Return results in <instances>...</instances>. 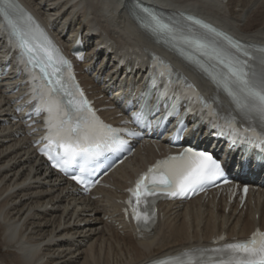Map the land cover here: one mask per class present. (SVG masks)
Segmentation results:
<instances>
[{
  "label": "bare ground",
  "instance_id": "6f19581e",
  "mask_svg": "<svg viewBox=\"0 0 264 264\" xmlns=\"http://www.w3.org/2000/svg\"><path fill=\"white\" fill-rule=\"evenodd\" d=\"M22 1L52 27L54 37L67 50L81 33L88 59L77 69L98 106L117 105L125 87L140 81L138 74L121 75L114 69L115 57L120 55L131 60L132 68L137 62L136 72L142 75L145 58L162 53L197 82L203 93L211 99L215 96L210 84L161 50L134 24L129 13L132 0ZM139 1L170 13L196 15L241 42L264 45V0ZM108 50H112L111 58H107ZM12 77L0 79V236L10 261L5 264H25V258L31 264H143L221 236L246 238L255 226L264 227V192L258 190L250 193L245 209L229 205L227 212L218 208L221 197L217 204L199 199L179 205L160 203L154 229L137 238L123 221L118 200L125 197L122 190L127 182L154 160L153 152L146 150L119 167L108 178L112 188L94 191L99 197L77 196L45 167L27 138L15 136L21 126L9 120L11 96L5 94L10 83L18 81ZM101 113L116 119L117 110Z\"/></svg>",
  "mask_w": 264,
  "mask_h": 264
},
{
  "label": "snow or ice",
  "instance_id": "6c2138e0",
  "mask_svg": "<svg viewBox=\"0 0 264 264\" xmlns=\"http://www.w3.org/2000/svg\"><path fill=\"white\" fill-rule=\"evenodd\" d=\"M130 14L141 28L157 43L167 45L197 72L211 80L218 91L225 93L236 113L247 122L241 130L236 127L237 116L231 112L221 115L212 102L206 101L194 85L182 74L174 72L162 58L152 56L154 76L164 81L156 103L149 108L148 94H142L140 110L132 113L136 122L155 117L160 104H165L164 116L178 114L182 101L199 105L211 118V127L235 144H246L249 151L239 162L241 169L254 166L264 168V45L246 44L214 26L186 13L165 17L149 7L136 4ZM0 29L9 32V42L17 49V62L30 76L32 95L37 101V113L46 111L49 119L48 141L43 154L52 165L88 191L97 181L93 179L101 158L116 152L126 143L121 130L100 121L84 93L73 79L70 62L48 37L44 29L26 13L16 0H0ZM83 59V56H79ZM41 76H36L34 69ZM69 72L65 78L63 73ZM37 80L43 82L36 84ZM152 87L157 84L153 79ZM66 98V102H62ZM155 109V112H153ZM222 122V123H220ZM183 127V125H181ZM228 131L225 132L224 129ZM128 135H136L129 131ZM256 156L253 157V151ZM225 177L223 163L212 153L186 149L178 156L158 162L141 175L135 186L128 189L126 201L139 232L151 231L155 225V198L158 193L169 197L186 194L189 190L203 189L207 184ZM227 183V180H224ZM247 192V187L244 189ZM128 209H125V215ZM142 238V237H141ZM223 239V237H221ZM151 264H264V233L257 230L246 242L229 243L220 248H194L175 256H166Z\"/></svg>",
  "mask_w": 264,
  "mask_h": 264
},
{
  "label": "rangeland",
  "instance_id": "374dc122",
  "mask_svg": "<svg viewBox=\"0 0 264 264\" xmlns=\"http://www.w3.org/2000/svg\"><path fill=\"white\" fill-rule=\"evenodd\" d=\"M9 250L3 247V244L1 243V236H0V263L5 264L6 262L10 263V261L7 259ZM6 256V257H4Z\"/></svg>",
  "mask_w": 264,
  "mask_h": 264
},
{
  "label": "clouds",
  "instance_id": "9594fccd",
  "mask_svg": "<svg viewBox=\"0 0 264 264\" xmlns=\"http://www.w3.org/2000/svg\"><path fill=\"white\" fill-rule=\"evenodd\" d=\"M25 264H31V260L25 258Z\"/></svg>",
  "mask_w": 264,
  "mask_h": 264
}]
</instances>
